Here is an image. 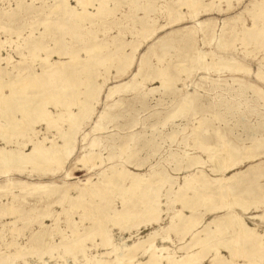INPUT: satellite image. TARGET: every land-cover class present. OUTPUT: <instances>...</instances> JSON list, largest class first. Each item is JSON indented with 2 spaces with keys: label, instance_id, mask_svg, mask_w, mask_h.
<instances>
[{
  "label": "rangeland",
  "instance_id": "rangeland-1",
  "mask_svg": "<svg viewBox=\"0 0 264 264\" xmlns=\"http://www.w3.org/2000/svg\"><path fill=\"white\" fill-rule=\"evenodd\" d=\"M67 2L0 0V151L71 149L0 164V264H264V0Z\"/></svg>",
  "mask_w": 264,
  "mask_h": 264
},
{
  "label": "bare ground",
  "instance_id": "bare-ground-1",
  "mask_svg": "<svg viewBox=\"0 0 264 264\" xmlns=\"http://www.w3.org/2000/svg\"><path fill=\"white\" fill-rule=\"evenodd\" d=\"M67 1L68 0H64V9L63 10L65 12L68 11L67 10L68 9V6H67V3L68 2ZM76 1H77V4L80 5L83 8V10H85L87 8V6H88V0H76ZM90 5H91V3H90ZM53 10H55V9H53ZM83 14H84V12L83 13H80L78 16H81ZM232 62H234V61L225 62V63L232 64ZM225 63L222 62L221 64H225ZM4 88H8L9 89V95L6 96V95H3L2 94V91H3ZM31 88H33V89L35 88L36 89V84H32L29 81H20V82L19 81H13V82L8 83L7 85H4L3 83H1L0 84V119H7V118H9L10 117V114H9L10 108L11 109H14L16 107L14 105V101L12 99H20L22 97H27L28 96V91ZM22 103H24V102H21L20 104H22ZM42 114L47 117V113L42 112ZM8 132L9 131L0 124V135L8 134ZM61 137H63V136H61ZM66 146H67L66 143L63 146H61V147L50 146L46 150L39 151V152H37V150H34V152L33 153H30V154L21 153V152H14V153L8 154V153H6L4 151H0V164L2 166H4L5 168H8V170H9V168H13V169L26 168L29 165L31 167H34L37 164H40V161L38 160L39 156H45V154H49L51 160H53V161L59 160L61 156H64V154H66L65 155V159H66V158L69 157V155L71 153V149L69 151L66 150V152H65L64 147H66ZM230 157H231V154L228 151H226L224 153V156L222 157V160H227L228 158L230 159ZM85 160H87V159H85ZM230 162H231V160H230ZM224 165H225V163H224ZM39 167H40V165H39ZM226 169L227 168H222V169L221 168H217V169H214V172L215 173H221V172L224 173L226 171ZM112 172H115V173L118 172V171L116 172L115 166H114V168H112ZM144 182H145L144 179H142L141 177H138V176H136L135 180H133V184L135 186L139 185L140 183H144ZM46 187H47V185H42V184L35 185V188H46ZM186 189H187V187H186ZM105 200H106V198H105ZM208 204H210V200L209 199H205L204 200V205L208 206ZM233 205L231 204L230 206L233 208ZM222 206L223 205H221L218 208L221 209ZM237 206L242 211H246L247 210V207L244 206V205H242V204H238ZM225 208L227 209L226 210L227 212H226V214L223 217L228 220V222L230 223L231 226L234 227V229L233 228L232 229L234 230V233L236 234V237H239V238L242 237V238H244V236H246V238H248V237L253 236L252 234H250V230L251 229H249L244 224V222L242 221L241 217H239L236 213H234V211H232V208L230 209L229 206H225ZM186 225L188 226L187 229L188 230H191L195 226V222L191 221V222L187 223ZM185 228H186V226H185ZM215 233H217V232H215ZM251 233H252V231H251ZM196 237H197V235H196ZM235 240H236V238H233L232 239V242H234ZM198 245H201V243H199ZM223 247L226 248V249H229V243L223 244ZM231 253H232V256H235L234 255V251H231Z\"/></svg>",
  "mask_w": 264,
  "mask_h": 264
}]
</instances>
